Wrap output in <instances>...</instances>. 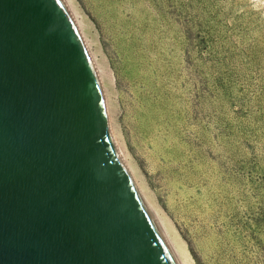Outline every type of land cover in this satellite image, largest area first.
<instances>
[{
    "label": "rangeland",
    "instance_id": "obj_1",
    "mask_svg": "<svg viewBox=\"0 0 264 264\" xmlns=\"http://www.w3.org/2000/svg\"><path fill=\"white\" fill-rule=\"evenodd\" d=\"M66 5L179 263L264 264V0Z\"/></svg>",
    "mask_w": 264,
    "mask_h": 264
},
{
    "label": "water",
    "instance_id": "obj_2",
    "mask_svg": "<svg viewBox=\"0 0 264 264\" xmlns=\"http://www.w3.org/2000/svg\"><path fill=\"white\" fill-rule=\"evenodd\" d=\"M0 264H178L62 0H0Z\"/></svg>",
    "mask_w": 264,
    "mask_h": 264
},
{
    "label": "bare ground",
    "instance_id": "obj_3",
    "mask_svg": "<svg viewBox=\"0 0 264 264\" xmlns=\"http://www.w3.org/2000/svg\"><path fill=\"white\" fill-rule=\"evenodd\" d=\"M63 1V3L64 4H67V0H62ZM71 6V5H70ZM96 70V69H95ZM97 71V70H96ZM97 73V72H96ZM97 75H98V73H97ZM99 76V75H98ZM99 78V81H100V84H101V88H102V91H103V85H102V82H101V78L100 77H98ZM104 95V94H103ZM104 100H105V98H104ZM105 109H106V105H105ZM106 114H107V112H106ZM116 143V142H115ZM116 146H117V149H118V151H119V153H120V155H123V152H122V150H121V148L119 147V145L116 143ZM124 163H125V165L127 166V169H129L128 168V163H127V161H126V159H125V157H124ZM130 170V169H129ZM128 170V171H129ZM130 173V172H129ZM131 174V173H130ZM146 203V202H145ZM147 204V203H146ZM147 206L149 207V205L147 204ZM149 209H150V207H149ZM152 210V208L150 209V211ZM152 212V214H153V216H154V218H155V221H156V223H157V225L159 226V228H160V230H161V233H162V235L164 236V238H165V240L167 241V244L169 245V247H170V249H171V251H172V253H173V255L175 256V259H176V261H177V263L178 264H181V263H179L180 261H179V258H178V256H177V253L174 251V249H173V247H172V245H171V242L169 241V239L167 238V235H166V232H165V229L163 228V226H162V224H161V222H160V220H159V218H157V213L155 212V211H151Z\"/></svg>",
    "mask_w": 264,
    "mask_h": 264
}]
</instances>
